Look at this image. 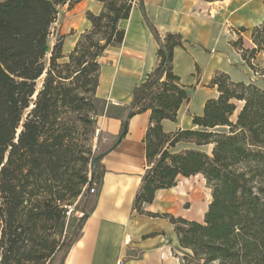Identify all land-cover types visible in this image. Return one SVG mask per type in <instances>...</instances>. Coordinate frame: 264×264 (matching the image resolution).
<instances>
[{"label":"trees","instance_id":"trees-1","mask_svg":"<svg viewBox=\"0 0 264 264\" xmlns=\"http://www.w3.org/2000/svg\"><path fill=\"white\" fill-rule=\"evenodd\" d=\"M80 1L0 0V264H64L95 207L105 174L103 157L125 137L129 119L148 110L144 142L149 167L134 209L174 225L181 264H264V88L218 70L211 80L218 95L206 100L202 115H193L196 127L166 132L162 120L175 121L189 99L173 70V56L176 47L190 41L180 32L161 34L140 0L158 41V64L133 87L118 134L101 149L104 130L97 117L104 113L96 107L100 57L123 42L125 29L119 23L130 17L136 0H97L103 7L99 13L87 11L91 28L70 52L64 53L63 36L50 48L60 6L72 8ZM246 30L238 28L231 44L264 77V20L251 29L252 48L244 46L241 33ZM261 54L263 63H256ZM90 128L96 147L85 154L81 136ZM179 141L213 147L211 153L172 151ZM197 174L211 189L203 221L144 209L158 189L175 186L179 175ZM93 183L97 186L91 192ZM75 201L83 216L64 238L51 240L62 232L68 206Z\"/></svg>","mask_w":264,"mask_h":264},{"label":"crops","instance_id":"crops-1","mask_svg":"<svg viewBox=\"0 0 264 264\" xmlns=\"http://www.w3.org/2000/svg\"><path fill=\"white\" fill-rule=\"evenodd\" d=\"M86 1L93 11L101 10V2ZM143 2L147 15L161 34L180 32L192 43L176 47L173 56V70L186 86L189 99L181 104L175 121L163 119L162 125L166 132L195 128L193 115H202L206 100L218 95L217 87L211 85L216 71L229 73L233 80L253 81L240 75L243 67H250L231 40L235 39L238 28L245 27L247 30L241 33L244 46H254L251 29L264 20V0ZM119 25L125 29L124 40L119 45L109 46L100 57L97 88L98 100L104 102L99 128L107 130L113 137L118 134L127 114L133 87L157 66L159 48L140 6H134L130 17L121 20ZM246 37L251 44L246 42ZM74 41L65 43L64 50L68 47L69 51ZM149 124V110L132 116L125 137L103 157L105 174L95 207L67 253L64 264H118L119 261L123 264L181 263L173 253L179 245L174 225L167 218L150 216L134 209L143 175L149 167L144 142ZM207 146L213 145L197 146L194 142L179 141L171 150L197 148L206 151L204 147ZM197 175H179L175 186L158 189L153 202L144 204V209L161 214L177 213L185 201L192 200L193 192L186 181Z\"/></svg>","mask_w":264,"mask_h":264},{"label":"rangeland","instance_id":"rangeland-1","mask_svg":"<svg viewBox=\"0 0 264 264\" xmlns=\"http://www.w3.org/2000/svg\"><path fill=\"white\" fill-rule=\"evenodd\" d=\"M139 1L140 0H136V3L134 6H140L138 4ZM143 4H144V2H143ZM73 7L74 8H72V10L69 11V9H71V8L69 7L68 3L60 6L57 20L55 21V23H53L52 28H51L52 32H51V35L49 37L50 48L55 43L57 38H59L60 36H63L64 37V39H63V41H64L63 50H64V44L65 43L70 44L71 41L75 40L72 47H71V49H72L74 44L82 37V35L85 32H87L88 30H90L91 22L87 19L86 13L88 10H91V11H93V10L90 8L89 3L86 0H82L80 3H78V4L76 3ZM102 7H103V4H102ZM93 12L99 13L100 11H97V12L93 11ZM120 27H121V25H120ZM238 35H239V33L237 32L236 35L234 34V37L237 39ZM65 39H67L66 42H65ZM244 42H245V40H244ZM246 42L248 44H251L250 39H248L247 37H246ZM65 49H66V50H64L65 54L69 53L71 50L70 49L69 51H67L68 47H66ZM48 56H49V53H48ZM255 62L262 64L263 63V56L258 55L257 58L255 59ZM240 75L245 80L252 79L256 83H258L259 85L264 87V77H261V76L255 74L251 68L243 67V71L240 72ZM40 85H41V79L38 80V86H40ZM239 105H240V103H239ZM96 107H97V111L100 112V110L104 108V102L100 99L99 100L96 99ZM236 116H237V113L235 112L232 115V119L233 120L236 119ZM97 118H98V121L102 119L101 116H98ZM98 126H99V123H98ZM223 129H224L223 127L217 128V130H223ZM93 135L94 134L92 133V130L90 128L89 130H87V132L85 134H83L81 136V139L84 138L82 140L81 146H83L82 149L85 150L84 151L85 154H88V151H87L88 149H90V148L94 149L96 147V137H93ZM113 139H114V137L107 130L104 129L103 140L100 143L101 149L106 147V145H108L110 142H112ZM212 147L207 146L204 148L207 152L211 153ZM186 183L190 187V191L193 192V193H191L192 196H190L192 198V200L185 201L177 213L174 211L175 213H171V214H174V215L178 214L176 216H182V217H185L187 219H198L200 221H203L204 214L208 208L209 200L211 199L210 198L211 190L207 186L206 181L202 175H197V176L191 177V178H189V180L186 181ZM76 204H77V201H75L72 205H70L73 209V211L70 215H68L67 211H66V217H65L64 226L62 227V232L61 233H59V232L53 233V235L50 237L51 240L52 239L61 240L62 238H64L65 233L72 231L73 228L75 227L78 219L83 216L84 212L81 209L75 208ZM79 213H82V214L78 215ZM165 213H168V212H165ZM162 214H164V213H162ZM175 250H173V253L175 256H177L176 253H180V251L178 250V246L175 247Z\"/></svg>","mask_w":264,"mask_h":264},{"label":"built area","instance_id":"built-area-1","mask_svg":"<svg viewBox=\"0 0 264 264\" xmlns=\"http://www.w3.org/2000/svg\"><path fill=\"white\" fill-rule=\"evenodd\" d=\"M96 186H97L96 183H93V186L90 188V191H91V192H94L95 189H96ZM68 208H69V209L67 210V214L70 215V214L72 213L73 209H72L71 206H69ZM81 214H82V213H79L78 215H81ZM118 264H123V262H122V261H119Z\"/></svg>","mask_w":264,"mask_h":264},{"label":"water","instance_id":"water-1","mask_svg":"<svg viewBox=\"0 0 264 264\" xmlns=\"http://www.w3.org/2000/svg\"><path fill=\"white\" fill-rule=\"evenodd\" d=\"M120 140H121V138H118L117 142L119 143Z\"/></svg>","mask_w":264,"mask_h":264}]
</instances>
